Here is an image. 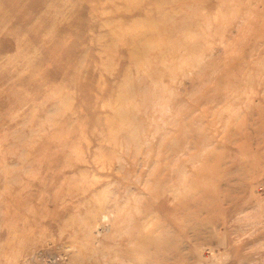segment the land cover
I'll use <instances>...</instances> for the list:
<instances>
[{"label": "rangeland", "instance_id": "obj_1", "mask_svg": "<svg viewBox=\"0 0 264 264\" xmlns=\"http://www.w3.org/2000/svg\"><path fill=\"white\" fill-rule=\"evenodd\" d=\"M0 264H264V0H0Z\"/></svg>", "mask_w": 264, "mask_h": 264}]
</instances>
